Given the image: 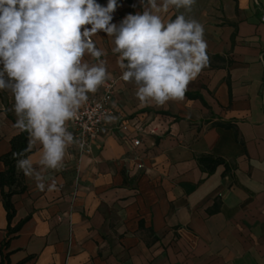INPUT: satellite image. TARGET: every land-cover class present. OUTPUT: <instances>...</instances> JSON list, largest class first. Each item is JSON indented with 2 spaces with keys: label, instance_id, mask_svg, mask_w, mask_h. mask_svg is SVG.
<instances>
[{
  "label": "crops",
  "instance_id": "0c3cea01",
  "mask_svg": "<svg viewBox=\"0 0 264 264\" xmlns=\"http://www.w3.org/2000/svg\"><path fill=\"white\" fill-rule=\"evenodd\" d=\"M117 4L116 24L144 7ZM180 13L204 26L208 64L182 101L164 106L141 104L134 82L121 79L112 38L93 37L111 79L89 97L112 84L117 119L104 122L88 153L69 147L63 167L44 172L43 192L23 176L10 226L26 221L9 237L0 195L9 264H264V0H196L191 12L162 15ZM13 104L0 91V156L19 131ZM30 151L39 170L40 146ZM204 155L224 165L206 174Z\"/></svg>",
  "mask_w": 264,
  "mask_h": 264
},
{
  "label": "clouds",
  "instance_id": "9594fccd",
  "mask_svg": "<svg viewBox=\"0 0 264 264\" xmlns=\"http://www.w3.org/2000/svg\"><path fill=\"white\" fill-rule=\"evenodd\" d=\"M142 12L113 23L117 0H0V91L14 97V127L28 132V148L40 156L16 160V167L45 190L44 172L63 167L69 147L82 142L68 130L89 94H95L111 74L103 49L93 37L112 38L111 48L122 70L121 79L136 85L141 104L164 106L182 101L188 84L208 64L204 26L180 13L165 20L170 8L191 12L196 0H140ZM91 57L97 63H89ZM115 116L107 115L106 122ZM52 179L48 191L55 190Z\"/></svg>",
  "mask_w": 264,
  "mask_h": 264
},
{
  "label": "trees",
  "instance_id": "16d2710c",
  "mask_svg": "<svg viewBox=\"0 0 264 264\" xmlns=\"http://www.w3.org/2000/svg\"><path fill=\"white\" fill-rule=\"evenodd\" d=\"M130 4V0H125ZM19 130V129H18ZM29 134L28 132H21L11 137L9 140V150L7 153L0 156V162L4 166V170L0 172V195L2 205L5 211L7 221V236L17 233L26 219L19 221L15 226L11 227V221L15 215V209L12 202L14 196L22 195L26 191V185L24 183V174L16 167V160L20 158H27L31 151H25L23 157L13 158V153H20L28 148ZM198 166L201 171L206 174H211L218 166L224 165V161L213 155H204L197 158ZM7 243L0 244V264L8 263V254H4V249ZM25 260L20 261L17 264L24 263Z\"/></svg>",
  "mask_w": 264,
  "mask_h": 264
},
{
  "label": "built area",
  "instance_id": "2783aa9c",
  "mask_svg": "<svg viewBox=\"0 0 264 264\" xmlns=\"http://www.w3.org/2000/svg\"><path fill=\"white\" fill-rule=\"evenodd\" d=\"M111 93L112 84H108L101 96L89 97L87 103L80 109L78 118L68 123V128L73 132L74 138L84 145L83 149L78 147L81 154L89 152L91 143L97 138L105 122V117L111 115ZM132 144L137 147L140 140L135 138L132 140Z\"/></svg>",
  "mask_w": 264,
  "mask_h": 264
},
{
  "label": "rangeland",
  "instance_id": "374dc122",
  "mask_svg": "<svg viewBox=\"0 0 264 264\" xmlns=\"http://www.w3.org/2000/svg\"><path fill=\"white\" fill-rule=\"evenodd\" d=\"M14 105V104H13ZM13 112H14V110H13Z\"/></svg>",
  "mask_w": 264,
  "mask_h": 264
}]
</instances>
